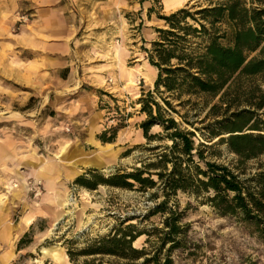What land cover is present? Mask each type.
<instances>
[{"label":"rangeland","instance_id":"1","mask_svg":"<svg viewBox=\"0 0 264 264\" xmlns=\"http://www.w3.org/2000/svg\"><path fill=\"white\" fill-rule=\"evenodd\" d=\"M163 1L0 0V264H58L56 250L67 257L61 264H264V207L251 216L240 209L224 212L221 201L232 199L234 193L216 199L217 192L199 182L207 181L200 172L207 171L205 162H210L231 170L245 192L264 188V144L257 142L264 132L250 130L255 124L264 128V106L259 107L264 82L260 76L237 73L217 96L185 92L178 97L162 87L156 89L157 73L150 82L144 81L143 63L151 66L149 52L161 39L158 30L170 29L163 18L173 12H165ZM232 4L240 13L264 7L257 0H193L184 8L190 12L186 22L198 29L203 23L213 35L209 22L195 21L201 19L196 12ZM54 7L60 17L78 22L85 56L77 65V77L84 81L85 75L87 80L80 89L50 88L52 80L44 77L45 59L31 46L37 36L38 11ZM214 27L224 36L237 25L223 19ZM188 40L189 51H199L204 42L195 35ZM221 43L227 45L225 40ZM261 49L247 55L259 57ZM172 66L176 68L177 62ZM81 93L89 97L80 98ZM82 99L104 111L105 120H87L92 113L81 115L89 104L81 103ZM153 100L166 111L163 118L172 116L180 128L195 134L194 155L182 156L184 189L167 188L172 164L164 162L163 156L174 160L180 154L170 151L173 143L163 127L150 130L152 140L141 129L148 119L142 109ZM235 123L256 139L253 155L232 149L230 138L238 133H230V128ZM105 132L106 139L115 136V141L103 143L100 137ZM42 163L52 168L51 191L36 174ZM138 170L155 185L134 182V187L99 185L91 190L77 183L78 178L87 182L93 176L109 178ZM40 181L42 194L36 197L29 182ZM8 184L19 186L13 189L21 191L18 197L8 192ZM260 200L264 204V198ZM40 209L45 213L36 216ZM170 217L177 219L178 226L172 239L167 238L170 228L165 225ZM24 218L32 224L18 234ZM120 228L137 237L133 247L141 254L136 260L86 254L94 241Z\"/></svg>","mask_w":264,"mask_h":264},{"label":"trees","instance_id":"2","mask_svg":"<svg viewBox=\"0 0 264 264\" xmlns=\"http://www.w3.org/2000/svg\"><path fill=\"white\" fill-rule=\"evenodd\" d=\"M257 1L264 5V0ZM196 15H199L201 19H194L195 21L210 23L214 31L213 35L208 32L203 23H199V29L189 25L186 20L190 17V12L186 9L163 18L170 29L158 30L161 39L153 43V50L149 52L148 58L151 66L159 70L155 84L156 89L159 90L162 87L167 93H178V97H181L185 92L194 95L207 94L213 97L219 95L237 73L248 77L260 76L264 82V7L254 8L250 11L244 9L240 13L237 4H232L225 8L202 9L196 12ZM223 19L237 25L232 34L220 36L219 33H216L218 29L214 26ZM183 22H186L185 26H181ZM193 35L204 38L199 51L197 49L189 51L187 48L188 39ZM222 40H225L227 45H223ZM259 49H261L259 57L250 58L247 55L253 54ZM173 61L177 62L176 68L172 66ZM163 102L170 108L171 104L167 99H163ZM263 106L264 96H262L259 104L260 108ZM142 112L148 115V119L141 124L145 138L152 140L154 136H149L150 130L156 125L162 126L167 137L173 143L170 151L173 154L176 152L180 154L174 160L168 159L166 155L163 156L164 162L172 164V170L167 175L169 180L167 188L170 191L184 189L186 179L183 176L182 156L191 158L194 155V132L180 128L172 116L168 119L163 118L162 113L166 111L156 100L144 106ZM232 125L230 133H238L230 138L232 149L247 157L253 155L256 146H252V143L256 139L250 134H244L243 128L236 123ZM257 127L255 124L250 130L264 132V128L260 130ZM259 135L257 139L260 141L257 142L264 144V134ZM106 137L107 133L105 132L101 135L100 140L103 143H112L116 138L111 136L106 139ZM201 145L205 146L206 144L202 143ZM196 154L202 161L205 160L200 151H197ZM205 165L207 171L200 172V174L207 181L199 180L203 188L217 192L216 199L220 198L222 193H234L232 199L225 197L221 201L224 205V212L234 213L240 209L245 215L251 216L253 211L262 210L264 204L260 198H264L263 187L256 193L249 189H246L245 192L238 177L227 167L210 162H205ZM143 175V171L138 170L134 174L114 175L109 178L93 176L90 180H86L87 182H84L83 178H78L77 183H85L91 190H96L99 185L118 188L134 187V182L142 186H146L148 183L151 186L155 185V182L149 178H143ZM158 176L160 179L165 177L162 173ZM256 195L259 196V199ZM165 225L170 228L167 238L172 239L178 230L177 219L174 217L167 218ZM136 238L129 230L120 228L114 235L110 234L94 241L86 250V254L114 255L123 260L133 261L141 254V251L133 247Z\"/></svg>","mask_w":264,"mask_h":264},{"label":"crops","instance_id":"3","mask_svg":"<svg viewBox=\"0 0 264 264\" xmlns=\"http://www.w3.org/2000/svg\"><path fill=\"white\" fill-rule=\"evenodd\" d=\"M178 9V8H177ZM172 10L171 12L175 11ZM169 12V13H171ZM35 26L37 28V36L34 37L35 45H31L34 50H36V54L38 56L45 59L46 63V75L44 77H48L52 81L49 86L53 90H59V88H63L66 85L70 87L77 86L80 89V86L84 85L87 82L86 77L84 75V81L82 77H77L80 69L78 63H81V58L84 57L85 54L81 49V43L79 41V28L77 20L72 18L60 17L58 14V10L54 8L45 9L41 8L37 13V19H35ZM40 47H37L39 46ZM38 49V51H37ZM37 57V58H39ZM148 62L145 61L143 63V67H147ZM42 75V71L39 72ZM43 77V76H42ZM88 78V77H87ZM129 78V77H128ZM134 79V77L132 76ZM131 79V77L129 78ZM98 80L94 78L92 80L93 84H96ZM80 98L85 97L83 94H79ZM89 97V96H86ZM89 103L88 108H85L81 115L85 116L86 114H91L87 120H93L95 122H99L100 120H105L104 111H97V108L92 107L93 104L90 100H83L81 103ZM48 104H45L47 106ZM89 111V112H88ZM86 118V117H85ZM103 127V126H100ZM104 128H102L103 130ZM100 130V131H102ZM46 209H40L37 215H43ZM48 217L49 215H44ZM33 216L30 220L35 219ZM28 218H24L22 220L21 229L16 232L18 234L25 232L28 227L32 224V222H28ZM34 221V220H33ZM2 245L0 244V247Z\"/></svg>","mask_w":264,"mask_h":264},{"label":"bare ground","instance_id":"4","mask_svg":"<svg viewBox=\"0 0 264 264\" xmlns=\"http://www.w3.org/2000/svg\"><path fill=\"white\" fill-rule=\"evenodd\" d=\"M192 2H193V0H164L163 1L164 10H165V12L167 14H169V12H171L174 9H176L175 11L177 12L179 10L184 9L186 6H188ZM173 13H175V12L173 11ZM122 50H123L122 47H119L117 49V53H118L119 56H121V54L123 53ZM150 67L147 65V67H146L147 70L146 71H143V73H141L142 79H144V81H146V82H150L151 77H155L156 76V73L158 74V71H157V69L155 67H153V66H150ZM122 73L123 74L126 73V71L123 68H121V74ZM128 77L129 78L131 77L130 80L134 83L135 80L132 78L131 74H129ZM227 135H229V134H227ZM66 149H67V146L63 149V152H65ZM36 174H38V175H40V176H42L44 178L46 188L49 191H51V189L53 187V184H52V182L50 180V175L52 174V168H50L49 165H47L45 163H42V165L40 166L39 170L36 171ZM11 186H12V184H8V192L11 190L13 192V196L14 197H18L20 195L21 191L20 190H13V189L14 188H17L18 189L19 186L18 185H14L12 187ZM43 251H44V253L48 252L47 249H44ZM54 254H55L54 255V258L56 259V261H57L58 264H61L63 262L66 263L67 257H64L62 255H59V253L57 252V250L55 251Z\"/></svg>","mask_w":264,"mask_h":264},{"label":"built area","instance_id":"5","mask_svg":"<svg viewBox=\"0 0 264 264\" xmlns=\"http://www.w3.org/2000/svg\"><path fill=\"white\" fill-rule=\"evenodd\" d=\"M31 192L36 196L39 197L42 194V182H29Z\"/></svg>","mask_w":264,"mask_h":264}]
</instances>
